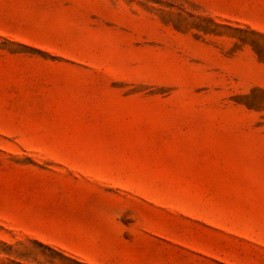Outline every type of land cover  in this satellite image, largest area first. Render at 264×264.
Segmentation results:
<instances>
[{"label": "rangeland", "instance_id": "obj_1", "mask_svg": "<svg viewBox=\"0 0 264 264\" xmlns=\"http://www.w3.org/2000/svg\"><path fill=\"white\" fill-rule=\"evenodd\" d=\"M0 264H264V0H0Z\"/></svg>", "mask_w": 264, "mask_h": 264}]
</instances>
